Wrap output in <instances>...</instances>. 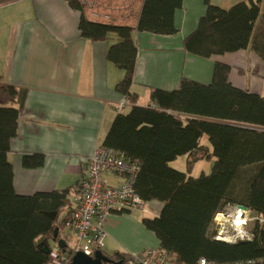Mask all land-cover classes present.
Returning <instances> with one entry per match:
<instances>
[{
  "label": "trees",
  "instance_id": "trees-1",
  "mask_svg": "<svg viewBox=\"0 0 264 264\" xmlns=\"http://www.w3.org/2000/svg\"><path fill=\"white\" fill-rule=\"evenodd\" d=\"M19 1L0 0V7ZM64 1L80 12L78 28L84 39L96 43L115 37L106 58L124 72L115 90L131 108L114 117L102 146L138 162L136 194L145 203L163 205L156 217L142 220L159 247L171 254L174 264L264 258V95L234 87L229 81L232 68L217 62L209 85L182 78L175 91L149 89L153 107H139L130 93L137 56L133 34H175L174 14L183 0H93V10L82 8L80 0ZM204 4L206 13L185 38L184 50L209 59L249 49L264 68V0H245L227 10L211 0ZM94 10L109 19L89 18ZM26 93L0 79V264L51 263L55 231L60 239L73 209L70 196L78 193L71 188L28 196L15 192L7 155ZM180 157L186 159L185 172L171 166ZM199 161L212 162L211 172L191 177ZM42 163L43 157L34 155L24 157L22 165L35 169ZM229 206L245 207L263 220L253 221L248 240L215 239L213 219ZM43 241L49 254L41 251ZM109 257L111 264L131 258L120 252Z\"/></svg>",
  "mask_w": 264,
  "mask_h": 264
},
{
  "label": "crops",
  "instance_id": "crops-1",
  "mask_svg": "<svg viewBox=\"0 0 264 264\" xmlns=\"http://www.w3.org/2000/svg\"><path fill=\"white\" fill-rule=\"evenodd\" d=\"M242 1L211 0V4L227 10ZM205 13L204 0H183L174 14L175 34H133L137 56L130 93L136 95L137 106L153 107L149 89L175 91L182 78L209 85L217 62L232 68L229 81L234 87L263 94V64L249 49L209 59L184 50L185 38ZM79 21L80 12L64 0H22L0 7L1 83L27 92L7 155L13 187L19 195L76 190L86 160L102 146L114 117L131 108L115 90L124 72L106 58L109 47L116 43L115 37L90 42L81 36ZM123 100L126 106L118 112ZM34 155L43 157L42 165L35 169L23 167V158ZM105 181L113 187L123 183L112 176H105ZM78 197V193L70 196L72 208ZM146 205L150 213L115 212L104 219V254L134 256L159 247L142 220L156 217L163 205ZM70 235L66 227L60 239Z\"/></svg>",
  "mask_w": 264,
  "mask_h": 264
},
{
  "label": "built area",
  "instance_id": "built-area-1",
  "mask_svg": "<svg viewBox=\"0 0 264 264\" xmlns=\"http://www.w3.org/2000/svg\"><path fill=\"white\" fill-rule=\"evenodd\" d=\"M81 4L90 9H94L93 0H80ZM93 19L108 20L109 16L92 11ZM126 101L123 100L118 105L117 111L121 112ZM139 172V163L128 161L118 156L103 146L96 148L92 156L85 162V172L79 180L76 189L78 190V199L72 209L71 218L67 228L71 232V238H65L66 249L62 251L58 248L53 250V261L49 264H68L71 258L82 253L87 257H93L95 252L102 251L106 234L103 230V221L106 217L115 212H130L140 210L144 214L150 213L147 205L136 194L134 182ZM105 176L120 178L123 183L113 187L105 181ZM226 213H219L214 217L215 230H218L216 240L226 241L229 243L238 240H248L249 233L243 229L247 224L246 221L238 224L234 238H223L221 229L227 220ZM251 219H262L252 217ZM250 219V220H251ZM235 225L236 221H233ZM236 227V226H234ZM123 264H174L170 253L160 247L147 248L138 254L131 256ZM195 264H216L206 259H199ZM225 264H264V258L237 261Z\"/></svg>",
  "mask_w": 264,
  "mask_h": 264
},
{
  "label": "rangeland",
  "instance_id": "rangeland-1",
  "mask_svg": "<svg viewBox=\"0 0 264 264\" xmlns=\"http://www.w3.org/2000/svg\"><path fill=\"white\" fill-rule=\"evenodd\" d=\"M263 82H264V80H263ZM262 95H264V92H263ZM202 143H207L205 138L202 139ZM212 165H213L212 162H207V161L196 162L192 166V168L190 170L191 171L190 176L194 177V178H197V177H199L202 174L209 175L210 172H211ZM171 166H172V168H174L175 170L180 171V172H185V170L187 169L186 168V160H185L184 157L178 158L176 161H174L171 164ZM237 211H238V209L236 208V206H229L226 209L225 213L228 216L226 217L227 220L224 222L223 228L221 229V234H222L221 236L223 238H228V239L229 238L230 239L234 238V236L236 234V233L233 232L234 228H235L234 231L237 232L236 231L238 229V227H237L238 224L237 223L242 224L241 222H243V221H246V224H247L243 228L245 230V232L248 233L250 231V229L252 227V223H253V219H251L252 215L249 214L247 211L243 212L244 214L242 215V217H243L244 220L243 221L242 220H238L237 219ZM233 221H236L237 225H235ZM234 226H236V227H234ZM62 235L64 236V234H62ZM217 235H218V230H216V235L215 236H217ZM65 237L66 238H71L73 240L71 235L70 236H65ZM59 238H60V236H59ZM62 239L64 240V237ZM51 248H52V250H55L56 249V244H54V245L52 244Z\"/></svg>",
  "mask_w": 264,
  "mask_h": 264
},
{
  "label": "water",
  "instance_id": "water-1",
  "mask_svg": "<svg viewBox=\"0 0 264 264\" xmlns=\"http://www.w3.org/2000/svg\"><path fill=\"white\" fill-rule=\"evenodd\" d=\"M236 208L238 210L243 211V212L247 211L246 208L242 207V206H236ZM54 241H55V244H56L58 249L65 251V249H66L65 241L62 239H58L57 231H55V234H54ZM242 241H245V240H238V241L233 242V243L242 242ZM222 242L229 243L226 241H222ZM45 243L46 242L43 241L40 244V246L43 247L41 249V251L44 254H49L50 250H49L48 246L45 245ZM111 263H113V261L110 259V257L108 255L104 254L102 251H97V252H95L93 257H87L82 253H77L71 258L69 264H111ZM118 264H121V262H119Z\"/></svg>",
  "mask_w": 264,
  "mask_h": 264
},
{
  "label": "bare ground",
  "instance_id": "bare-ground-1",
  "mask_svg": "<svg viewBox=\"0 0 264 264\" xmlns=\"http://www.w3.org/2000/svg\"><path fill=\"white\" fill-rule=\"evenodd\" d=\"M94 1H95V0H94ZM112 1H113V0H112ZM106 2H107V0H106ZM80 3H81V2H80ZM95 3H97V2H95ZM79 5H80V4H79ZM81 6H82V8H83L84 5H81ZM101 6H102V5H101ZM96 7H97V6H96ZM111 7H112V5H111ZM103 8H104V7H103ZM108 8H109V7H107V9H108ZM84 9H87V7H85ZM97 9H98V8H97ZM110 9H111V8H110ZM91 10H92V9H91ZM95 10H96V9H95ZM95 10H94V11H95ZM99 10H102V9L99 8ZM99 10H98V11H99ZM105 10H106V9H105ZM85 11H86V10H85ZM102 12H103V10H102ZM108 12H109V11H108ZM108 12H107V13H108ZM103 13H104V12H103ZM86 14H87V13H86ZM86 14H85V15H86ZM109 14H110V12H109ZM87 15H88V14H87ZM89 15H90V14H89ZM89 15H88V17H89ZM101 15H102V14H101ZM90 16H91V15H90ZM109 16H110V15H109ZM89 18H90V17H89ZM126 103H127V102H126ZM125 106H126V105H125ZM243 214H244L243 211L238 210V211H237V219H238V220H243V217H242ZM70 218H71V217H70Z\"/></svg>",
  "mask_w": 264,
  "mask_h": 264
}]
</instances>
